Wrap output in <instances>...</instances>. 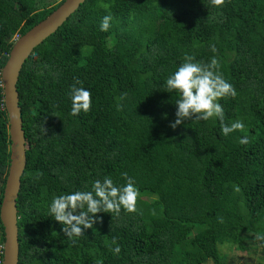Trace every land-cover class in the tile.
Listing matches in <instances>:
<instances>
[{"label": "trees", "instance_id": "1", "mask_svg": "<svg viewBox=\"0 0 264 264\" xmlns=\"http://www.w3.org/2000/svg\"><path fill=\"white\" fill-rule=\"evenodd\" d=\"M64 1L0 0V73L15 38ZM186 54L219 61L237 92L219 101L224 123L241 120L243 131L225 136L216 118L171 127L178 93L166 80ZM77 79L92 106L72 116ZM18 89L28 146L19 264H228L225 246L264 264V241L254 239L264 234V0H87L33 52ZM9 128L0 79V214ZM123 173L139 190L136 211L98 213L68 239L50 216L53 198L105 177L123 186ZM4 243L0 216V264Z\"/></svg>", "mask_w": 264, "mask_h": 264}, {"label": "clouds", "instance_id": "2", "mask_svg": "<svg viewBox=\"0 0 264 264\" xmlns=\"http://www.w3.org/2000/svg\"><path fill=\"white\" fill-rule=\"evenodd\" d=\"M211 2L221 5L224 0ZM112 19L110 14L103 17L101 31L109 30ZM211 50L216 51L214 45ZM194 61V56L186 54L184 62L166 80L167 91L178 93L175 101L177 119L171 127L176 128L185 120L208 121L216 118L220 121L225 136L237 130L243 131L245 125L241 120H236L230 125L224 123V109L219 101L226 96L235 97L237 92L219 71V61L215 57L208 64ZM80 83L77 79L70 88L72 116H78L81 112L87 113L92 106L91 92L82 86L77 87ZM248 142L247 136L239 141L242 145ZM122 176L126 180L123 186H117L112 178L105 177L103 181H94L90 191H74L53 198L49 209L50 216L63 225L62 230L68 239L74 240L83 236L85 229H92L98 222V213L119 215L122 208L128 212L136 211L139 190L127 173ZM254 239L264 241V234L257 233ZM114 251L118 254L121 249L117 246Z\"/></svg>", "mask_w": 264, "mask_h": 264}, {"label": "water", "instance_id": "3", "mask_svg": "<svg viewBox=\"0 0 264 264\" xmlns=\"http://www.w3.org/2000/svg\"><path fill=\"white\" fill-rule=\"evenodd\" d=\"M87 0H65L45 20L17 40L2 70L4 103L9 116L11 164L1 205V220L5 228L2 264H19L20 236L18 199L22 178L27 167L28 146L23 124L18 84L21 72L33 52L55 34Z\"/></svg>", "mask_w": 264, "mask_h": 264}, {"label": "rangeland", "instance_id": "4", "mask_svg": "<svg viewBox=\"0 0 264 264\" xmlns=\"http://www.w3.org/2000/svg\"><path fill=\"white\" fill-rule=\"evenodd\" d=\"M50 1L51 0H46V2H50ZM221 250L222 252L227 254V257H228L227 259L229 260L228 264H260L258 255L253 252H243L242 253L240 251L230 249L228 246H225ZM208 264H212V262H209Z\"/></svg>", "mask_w": 264, "mask_h": 264}, {"label": "built area", "instance_id": "5", "mask_svg": "<svg viewBox=\"0 0 264 264\" xmlns=\"http://www.w3.org/2000/svg\"><path fill=\"white\" fill-rule=\"evenodd\" d=\"M20 39V36H17L16 38H15V42L17 41V40H19ZM0 79H2V73H0ZM2 85H3V82H2ZM4 86V85H3Z\"/></svg>", "mask_w": 264, "mask_h": 264}]
</instances>
